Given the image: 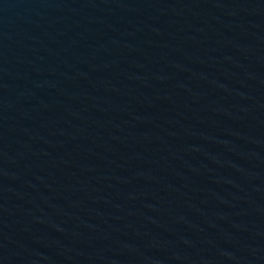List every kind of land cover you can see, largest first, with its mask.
<instances>
[{"label": "water", "instance_id": "obj_1", "mask_svg": "<svg viewBox=\"0 0 264 264\" xmlns=\"http://www.w3.org/2000/svg\"><path fill=\"white\" fill-rule=\"evenodd\" d=\"M0 264H264V0H0Z\"/></svg>", "mask_w": 264, "mask_h": 264}]
</instances>
